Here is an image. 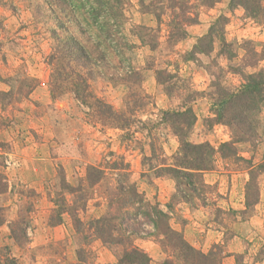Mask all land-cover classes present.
<instances>
[{"label":"rangeland","instance_id":"obj_1","mask_svg":"<svg viewBox=\"0 0 264 264\" xmlns=\"http://www.w3.org/2000/svg\"><path fill=\"white\" fill-rule=\"evenodd\" d=\"M95 1L0 0V264L6 257L18 264L117 263L121 251L94 237L93 220L119 211V179L124 185L135 184L145 203L159 204L165 211L167 205L174 206L170 224L184 235L187 207L176 196L174 179L158 177L156 166L173 164L179 148L168 123H161L162 113L186 107L197 117L189 141L209 143L216 150L214 170L204 175L213 186L195 203L204 201L216 221H210L213 230L225 231L224 243L215 244L221 246L219 257L223 264H264V93L250 116L248 135L236 122L219 123L216 113L217 91L246 83L233 70L262 73L257 81H264V21L246 18L242 9L229 14L227 1L213 8L191 2L190 13L198 23L187 26L188 37L176 42L166 24L170 11L159 30L155 16L145 13L143 2L149 6L155 0H127L123 16L116 18L120 25L104 17ZM227 14L225 37L237 57L220 56V43L211 55L189 57L211 24ZM67 37L78 40L95 58L104 53L111 61L123 56L131 60L141 80L110 82L108 67L99 73L93 67L95 76L88 78L75 56L65 53L61 40ZM156 72L173 79L159 83ZM77 92L88 96L86 104L76 100ZM99 106L130 119L131 126L119 129L102 122ZM225 143L233 144V151L223 148ZM114 162L128 171L111 170ZM90 166L104 174L95 187L85 182ZM231 190L235 206L229 202ZM76 218L83 220L79 232ZM239 222H245V237L230 249ZM162 240L136 244L152 264L175 261L163 251ZM215 245L197 249L209 253Z\"/></svg>","mask_w":264,"mask_h":264},{"label":"trees","instance_id":"obj_2","mask_svg":"<svg viewBox=\"0 0 264 264\" xmlns=\"http://www.w3.org/2000/svg\"><path fill=\"white\" fill-rule=\"evenodd\" d=\"M126 1L96 0L95 5L98 7L100 13L101 10L104 12V17L109 18L111 16L110 18L115 19L120 25L121 23L116 18L119 17L121 19V16H123L122 10ZM222 1H227L229 14H232L237 9H242L246 18H251L257 22L259 20L264 21V0H155L149 6H146L145 2H143V6L148 9L145 13L155 16L158 30L166 22L164 17L170 11V21L166 23L169 29H171L170 36L176 42H181L188 37L185 28L191 24L198 23V19L191 16L190 10L192 6L190 3L195 2L201 6L213 8ZM150 7L151 9H149ZM90 8L92 12L96 13V10L92 6ZM157 9H161L162 13H157ZM177 10H179V13ZM228 23V14L219 16L211 24L206 35L198 40L189 57H193L196 54L211 55L215 51L216 45L220 43V56L222 55L230 60L236 58L237 55L233 50V44L228 42L225 37ZM136 28L145 29L146 31L153 30L152 28H145L139 25ZM61 41L66 44L65 48H63L66 49L65 53L75 56L73 58L74 61L81 70H86L88 78L95 76L93 67H98V70H95L96 73H99L97 71H101L102 67L105 70L108 67L113 73L107 77L110 82L117 83L118 80H122L123 82H139L141 80L140 73L132 68L131 60H126L123 58L124 56L121 61H111L104 53L95 58L75 38L67 37ZM59 49L57 48V50ZM247 66L253 65L247 64ZM116 70L120 71L119 74L116 73ZM233 71L239 75L241 74L246 83L235 90L220 88L216 93L217 95L219 94L216 113L219 123L220 121H225L224 124L226 125L229 120V124L227 125L230 126L232 125L231 123L235 124L236 122L238 128H243L242 134L248 135L252 130L248 125L251 119L250 116L258 109V103L263 101L264 81H257L259 77L262 78V73L246 75L239 68ZM156 73L157 82L159 83H164L168 78L173 79L171 74L166 72ZM83 81L86 82L87 80L84 79ZM87 97L83 93H75L76 100H80L83 105L87 103ZM98 109L97 116L100 117L102 122H109L113 127L119 129L131 126L130 119L124 118L111 108L99 106ZM162 116L163 120L161 123H168L166 126H169L173 135L179 140V148L174 157V163L168 164L166 161L162 162L160 166H156V173L158 177L171 176L174 179L176 183V196L179 195L182 201L193 208L206 207L204 201L200 206L196 205L195 201L196 199H204V195L209 194V191H206L213 186L206 183L204 175L214 170L216 150L209 143L194 144L189 141L197 120L192 107H186L184 110L175 112H163ZM153 139L155 140V137ZM242 141L244 140H239L238 142ZM223 148L232 149L231 151H233V144L225 143L223 144ZM116 163L109 164V168L113 169V171H128V169L120 168ZM103 175L101 168L90 166L85 177V182L90 187H95L103 180ZM116 196L118 205H120L119 211L115 215L111 214L93 220L96 226L95 231H93L94 237L98 238L104 246L107 245L109 248H117L121 251L115 264H152L151 257L136 244V241L154 237L163 238L160 242L163 251L165 253L169 252L170 257H173L175 260H166L163 264H223L222 256L219 257L220 245H215L209 253H204L189 244L182 233L172 228L170 222L174 206L167 205V211H165L161 209L159 204L151 205L150 203H145L143 197L137 192L135 184L129 183V186L124 185L121 179L117 180ZM74 203L77 204L78 202L75 200ZM78 213L79 211H76V217ZM73 222H75L76 231L79 232L82 229L83 220L76 218ZM4 264L18 263L15 259L6 257Z\"/></svg>","mask_w":264,"mask_h":264},{"label":"crops","instance_id":"obj_3","mask_svg":"<svg viewBox=\"0 0 264 264\" xmlns=\"http://www.w3.org/2000/svg\"><path fill=\"white\" fill-rule=\"evenodd\" d=\"M206 176V175H205ZM216 184V183H215ZM222 193V192H221ZM235 191L231 190L229 196L230 201L233 206H235L234 201L236 198L234 197ZM234 197V198H233ZM226 201V200H225ZM228 202V200H227ZM220 206V205H219ZM182 207L187 210V215H185L186 223L181 228L182 232L184 233L187 241L193 245L195 248H202L204 251L208 246L215 245V244H223L224 243V236L225 231L224 229H217L213 230L211 220L215 221L214 216L212 214L207 213L206 207H196L193 208L187 203L183 202ZM200 215L202 218H200ZM193 216L197 217V220H193ZM207 221V222H206ZM209 222V224H207ZM245 222L235 223L233 227V237L231 241H229L231 249L237 242H242L244 237L243 233H246ZM144 241V240H143ZM230 253H238L230 250Z\"/></svg>","mask_w":264,"mask_h":264}]
</instances>
